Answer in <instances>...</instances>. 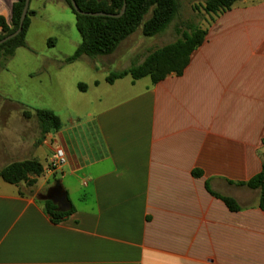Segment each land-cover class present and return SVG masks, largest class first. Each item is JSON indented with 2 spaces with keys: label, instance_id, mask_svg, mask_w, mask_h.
Here are the masks:
<instances>
[{
  "label": "crops",
  "instance_id": "crops-1",
  "mask_svg": "<svg viewBox=\"0 0 264 264\" xmlns=\"http://www.w3.org/2000/svg\"><path fill=\"white\" fill-rule=\"evenodd\" d=\"M16 1L0 0L7 23ZM48 5L69 11L32 0L27 48ZM205 29L180 76L109 84L107 75L79 89L76 104L91 112L55 113L61 127L45 134L0 125V171L31 159L44 166L34 187L0 178V264H264L260 192L240 186L264 169V0H239ZM56 147L67 164L50 172ZM58 181L73 211L54 223L40 194Z\"/></svg>",
  "mask_w": 264,
  "mask_h": 264
},
{
  "label": "trees",
  "instance_id": "trees-1",
  "mask_svg": "<svg viewBox=\"0 0 264 264\" xmlns=\"http://www.w3.org/2000/svg\"><path fill=\"white\" fill-rule=\"evenodd\" d=\"M55 1L63 3L74 14L76 27L81 36L80 45L75 53L67 59L69 64L78 61L83 56L94 58L113 54L120 44L141 26L145 36H157L167 30L180 9L179 0H75L78 7L85 13L109 14H119L126 1L127 9L121 18L93 17L77 13L71 0ZM238 1L205 0L203 10L214 21L223 13L230 11ZM25 2L26 0H17L14 3L9 23L0 16V40L18 29ZM150 11L152 12L151 17L144 22ZM30 15L29 10L22 33L0 46L1 66H4L18 49L28 47L27 33L31 24ZM206 35L207 29L191 26L175 43L150 52L141 64L133 65L124 71L111 73L106 81L113 84L116 80L127 76L133 80L149 77L152 83L156 84L172 74L180 76L189 65L193 52L203 44ZM49 43L53 44L54 42L50 40ZM79 88L81 91H85L87 86L80 84ZM37 116L44 134L61 127L60 117L51 110H38ZM43 173V164L36 159H31L8 165L0 171V178L11 185L26 184L28 187H34L36 179ZM194 175L200 177L201 172L195 171ZM240 186L258 190L260 192V208L264 210V169L249 182L240 184ZM212 194L223 200L231 211L240 210L235 199L214 192ZM45 210L54 223H61L71 214L73 208L70 211L61 212L51 201H47Z\"/></svg>",
  "mask_w": 264,
  "mask_h": 264
},
{
  "label": "rangeland",
  "instance_id": "rangeland-1",
  "mask_svg": "<svg viewBox=\"0 0 264 264\" xmlns=\"http://www.w3.org/2000/svg\"><path fill=\"white\" fill-rule=\"evenodd\" d=\"M204 2L205 0H179V12L163 33L147 37L143 34L141 26L123 41L113 54L94 58L84 56L70 64L67 59L75 53L81 43L76 18L70 10L62 14L48 5L44 13V23L37 27L35 35L29 37L31 49H18L4 66H1L0 59L1 118L4 116L5 119L12 114L26 116L25 121H0V125L25 124L31 129L27 128L24 134L26 138L29 135L32 137L34 132L37 135L40 132L38 110L53 109L54 113L62 117H65L68 109L71 112L78 110L82 114L91 112L92 107L88 102H84L83 106L76 104L75 100L81 95L78 83L92 85L94 81H101L105 76L120 70L126 61H134L137 57L141 61L146 53L181 39L182 34L191 26L197 25L205 29L211 19L203 10ZM151 15L150 11L144 22ZM50 40L54 43L50 44ZM63 67L65 69L62 70ZM91 98L92 95L90 100Z\"/></svg>",
  "mask_w": 264,
  "mask_h": 264
},
{
  "label": "water",
  "instance_id": "water-1",
  "mask_svg": "<svg viewBox=\"0 0 264 264\" xmlns=\"http://www.w3.org/2000/svg\"><path fill=\"white\" fill-rule=\"evenodd\" d=\"M31 1L32 0H26V2H25V6L23 9L21 18H20V23H19L18 29L14 33H12V34L6 36L5 38H3L2 40H0V46L9 42L10 40L16 38L17 36H19L22 33L25 20L28 17V13L30 10ZM71 3H72L73 8L75 9V11L77 13L82 14V15H87V16H93V17H100L101 16V17H110V18H121L125 14L126 9H127V4L125 1L123 8L119 14L85 13L78 7L75 0H71ZM43 199L52 201L55 205L58 206V209L61 212H67L70 210L71 205L67 199V194L64 191V188H63L60 181H58L56 183V185L52 189L49 190L47 196Z\"/></svg>",
  "mask_w": 264,
  "mask_h": 264
},
{
  "label": "built area",
  "instance_id": "built-area-1",
  "mask_svg": "<svg viewBox=\"0 0 264 264\" xmlns=\"http://www.w3.org/2000/svg\"><path fill=\"white\" fill-rule=\"evenodd\" d=\"M67 164V157L65 151L61 147H56L49 163L48 170L50 172H58L62 170Z\"/></svg>",
  "mask_w": 264,
  "mask_h": 264
},
{
  "label": "flooded vegetation",
  "instance_id": "flooded-vegetation-1",
  "mask_svg": "<svg viewBox=\"0 0 264 264\" xmlns=\"http://www.w3.org/2000/svg\"><path fill=\"white\" fill-rule=\"evenodd\" d=\"M48 193H45V194H40V197L41 198H45L47 196Z\"/></svg>",
  "mask_w": 264,
  "mask_h": 264
}]
</instances>
